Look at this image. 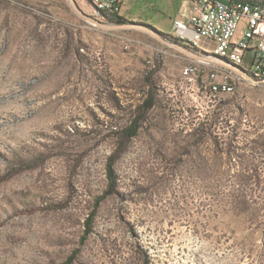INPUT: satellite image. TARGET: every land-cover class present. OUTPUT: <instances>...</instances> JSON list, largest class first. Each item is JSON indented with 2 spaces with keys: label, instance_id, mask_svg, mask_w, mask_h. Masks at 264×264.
<instances>
[{
  "label": "rangeland",
  "instance_id": "rangeland-1",
  "mask_svg": "<svg viewBox=\"0 0 264 264\" xmlns=\"http://www.w3.org/2000/svg\"><path fill=\"white\" fill-rule=\"evenodd\" d=\"M178 2L122 14L168 44L68 0H0V264H264V82L168 32ZM149 93L108 192L114 132Z\"/></svg>",
  "mask_w": 264,
  "mask_h": 264
},
{
  "label": "built area",
  "instance_id": "built-area-1",
  "mask_svg": "<svg viewBox=\"0 0 264 264\" xmlns=\"http://www.w3.org/2000/svg\"><path fill=\"white\" fill-rule=\"evenodd\" d=\"M125 0H75L78 6L90 11L99 19L122 12ZM189 13L184 19H174L172 30L179 36L200 43L221 46L226 51L242 55L244 64H253L264 70V7L226 3L222 0H185ZM243 24V25H242ZM183 69H189V66ZM210 74L209 84L230 87L225 81L216 82Z\"/></svg>",
  "mask_w": 264,
  "mask_h": 264
},
{
  "label": "trees",
  "instance_id": "trees-1",
  "mask_svg": "<svg viewBox=\"0 0 264 264\" xmlns=\"http://www.w3.org/2000/svg\"><path fill=\"white\" fill-rule=\"evenodd\" d=\"M243 1L251 2L252 0H243ZM107 21L110 23H125L127 19H125L122 15L116 13V14H113L112 17L107 18ZM153 104H154L153 96L152 94L150 95L149 93V96L145 97L143 102L140 105H138L137 108L134 109L130 113L128 124L114 132L115 134H117L118 143H117V146L114 148V150L111 152V154L107 158L106 174H107L108 185H109L108 192H110V190L111 191L114 190L116 179H117V176L114 170L112 169V165L114 163V153H116L117 151H120L125 141L131 139L132 137H135L138 134V130L141 126L142 121L144 120L145 112L148 109H150L153 106ZM201 127H204V126L202 125ZM103 198H104V195L97 197V199L94 201L95 204H98V202L102 200ZM94 215H95V211L92 210L84 221V228H85L84 233L85 234H87L91 230ZM73 258L74 257L70 255L61 264H70Z\"/></svg>",
  "mask_w": 264,
  "mask_h": 264
},
{
  "label": "bare ground",
  "instance_id": "bare-ground-1",
  "mask_svg": "<svg viewBox=\"0 0 264 264\" xmlns=\"http://www.w3.org/2000/svg\"><path fill=\"white\" fill-rule=\"evenodd\" d=\"M222 1L226 2V3H238V2H240V4H243V5H252L253 4L254 7H264V3H261L258 1H251V2L243 1V0H222ZM116 13L120 14V12H114V14H116ZM263 26H264V19H263ZM173 35L175 38H177L182 43L200 46L198 43H196L193 40H190L189 38H186L185 36H179L177 31H174ZM212 45H213V47L211 49H207V48H203V49L210 51V53H212L216 57L227 60L231 63L233 62V64L235 63L234 65H236V66H238L240 64L245 69H247L250 73H252L256 78H261V79L263 78L264 79V70L256 68V66H254L253 64H244V58L242 57V55L235 53V52L226 51L221 46H218L215 44H212ZM241 69L244 71V69L242 67H241ZM193 70L194 69L192 67H189V69H184L183 73L188 75V74L192 73ZM244 74H246L245 71H244ZM211 75H215V74L211 73ZM225 81H228V80H225ZM229 82H230V84H232V88L220 87L218 85L209 84V90L213 94L220 93V92H230L234 88V83H233V81H229Z\"/></svg>",
  "mask_w": 264,
  "mask_h": 264
},
{
  "label": "water",
  "instance_id": "water-1",
  "mask_svg": "<svg viewBox=\"0 0 264 264\" xmlns=\"http://www.w3.org/2000/svg\"><path fill=\"white\" fill-rule=\"evenodd\" d=\"M69 4H70V7L72 8V10L76 13V15H78L81 19L89 22V23H92V24H95L97 25L98 27L100 28H103V29H118V28H125V27H131V28H135V29H139V30H142L144 32H147L149 34H151L152 36L156 37L157 39H159L160 41L162 42H165V43H168L167 41H165L157 32L151 30L150 28H147L145 26H143L142 24H132V25H125V24H122V23H114V24H111V23H105V22H101L95 18H93L91 15H88L87 13H85L79 6L78 4L75 2V0H68ZM172 47L176 48V49H180L181 51L187 53L188 55H191L192 57H195V58H198V59H201V58H204V57H201L195 53H192L186 49H184L183 47H180V46H177V45H174V44H170ZM215 58H211L212 60L230 68V69H233V70H236L240 73H244V71L241 69V67L239 66H236L234 65L233 63L227 61V60H224V59H221L219 57H216L214 56ZM260 82H264V79H260L259 80Z\"/></svg>",
  "mask_w": 264,
  "mask_h": 264
},
{
  "label": "crops",
  "instance_id": "crops-1",
  "mask_svg": "<svg viewBox=\"0 0 264 264\" xmlns=\"http://www.w3.org/2000/svg\"><path fill=\"white\" fill-rule=\"evenodd\" d=\"M126 3H127V0L124 1L123 10H122V13H120V15L123 14ZM189 8H190L189 3H187L185 0H179L173 20L186 18L188 16V13H189ZM168 32H170L172 34V26Z\"/></svg>",
  "mask_w": 264,
  "mask_h": 264
}]
</instances>
